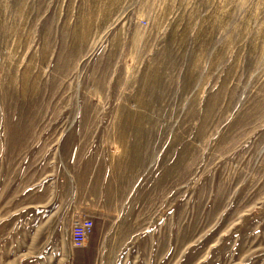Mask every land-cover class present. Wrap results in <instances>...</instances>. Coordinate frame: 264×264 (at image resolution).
I'll list each match as a JSON object with an SVG mask.
<instances>
[{
    "label": "rangeland",
    "instance_id": "obj_1",
    "mask_svg": "<svg viewBox=\"0 0 264 264\" xmlns=\"http://www.w3.org/2000/svg\"><path fill=\"white\" fill-rule=\"evenodd\" d=\"M0 264H264V0H0Z\"/></svg>",
    "mask_w": 264,
    "mask_h": 264
},
{
    "label": "built area",
    "instance_id": "obj_2",
    "mask_svg": "<svg viewBox=\"0 0 264 264\" xmlns=\"http://www.w3.org/2000/svg\"><path fill=\"white\" fill-rule=\"evenodd\" d=\"M94 227V222L92 219L84 218L79 221L73 229L72 233V243L77 248H82L86 245L92 230Z\"/></svg>",
    "mask_w": 264,
    "mask_h": 264
},
{
    "label": "crops",
    "instance_id": "obj_3",
    "mask_svg": "<svg viewBox=\"0 0 264 264\" xmlns=\"http://www.w3.org/2000/svg\"><path fill=\"white\" fill-rule=\"evenodd\" d=\"M72 239V238H71ZM71 239L70 237H68V243L71 244Z\"/></svg>",
    "mask_w": 264,
    "mask_h": 264
}]
</instances>
